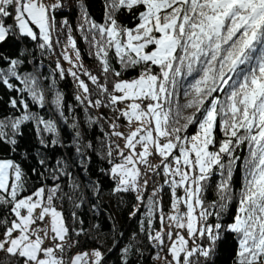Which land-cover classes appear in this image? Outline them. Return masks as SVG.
<instances>
[{
  "label": "snow or ice",
  "instance_id": "6c2138e0",
  "mask_svg": "<svg viewBox=\"0 0 264 264\" xmlns=\"http://www.w3.org/2000/svg\"><path fill=\"white\" fill-rule=\"evenodd\" d=\"M103 6L98 22L84 0H0V88L13 110L0 116V153H8L0 155V264H108L102 208L90 204L91 224L78 212L86 193L96 201L101 194L100 180L90 175L93 155L107 165L97 172L112 181L113 195H135L129 218L140 216L138 232L123 247L122 232L112 238L107 252L120 247L118 264H136L143 255L138 235L162 264H216L229 236L236 245L232 264H264V0H103ZM73 7L75 25L68 19ZM74 33L98 74L85 67ZM10 41L21 48L6 53ZM57 46L71 67L57 58L44 75L35 51L56 55ZM26 63L36 71H26ZM129 71L137 74L125 79ZM66 76L77 85L75 105L55 88ZM46 93L59 122L30 107L44 109ZM77 108L87 116L83 122ZM100 109L111 114H93ZM101 121L106 127L97 143L88 131ZM29 122L34 154L21 148ZM60 123L72 131L68 142ZM57 148L73 149L76 159L53 158ZM241 167L237 192L234 171ZM215 176L216 199L207 201ZM233 203L236 211L226 219Z\"/></svg>",
  "mask_w": 264,
  "mask_h": 264
},
{
  "label": "trees",
  "instance_id": "16d2710c",
  "mask_svg": "<svg viewBox=\"0 0 264 264\" xmlns=\"http://www.w3.org/2000/svg\"><path fill=\"white\" fill-rule=\"evenodd\" d=\"M84 3L87 5L88 10L90 14L99 22L102 21L103 15H104V6H103V0H84ZM67 14V13H66ZM77 11L76 8L73 7L71 14L68 15L69 22L73 25L78 23L77 19ZM64 18L63 15H58L57 20H62ZM121 21L123 23H128L127 17H122ZM74 35L77 38L78 41V47L81 50L82 58L85 67L93 71L94 74L99 73V67L98 63L94 58H91L89 55V48L87 44L82 41L79 37L78 33H74ZM61 42L63 43V36L61 37ZM25 44H28L27 41L24 42ZM10 47H6L4 50L6 53H15L18 49L21 48V45L16 43L15 41L9 42ZM31 47V45H29ZM60 47V46H58ZM51 53H45L43 57L40 55V50L36 49L35 51V59L36 60H43V65L39 69V71H42L44 75H48L51 69L55 68V63H53L51 59ZM29 61L33 59L31 55L27 58ZM25 70L26 71H36L33 64L26 63L25 64ZM137 73L135 71H129L125 74V79H130L134 77ZM49 82H45L44 86L47 88ZM76 85L74 84L72 78L70 76H66L65 79L59 80L57 78L55 88H59L61 91L64 92L65 95V101L67 105H75L76 101L74 99L75 95L77 94L76 91ZM182 91V90H181ZM14 95V93H13ZM0 97H3L2 100H0V116H3L5 114H12V109H10L7 105V101L9 98V94L6 93V90L3 88H0ZM46 107L44 109H40L38 106L31 104L30 107L33 112H38L40 115L45 116L46 118H53L57 119L59 122V117L55 113V110L53 106L50 103L51 95L46 93ZM30 99V98H29ZM181 102H183V98L181 97ZM100 111H104L106 114L109 113L108 109H100V110H93L94 115H99ZM76 112L80 118V120L83 122L87 119V116L85 113L81 111L80 108L76 109ZM106 127V124L101 121L100 125L95 126L94 128L89 129L88 131V138L92 139L95 142H99V140L102 138V131L101 127ZM196 131L195 127H191L189 129V133H194ZM23 138L21 140V148H27L32 150L33 154L35 149L38 147V142L36 138V134L34 131V125L32 122L27 123L25 126H23ZM60 133H61V139L68 142L72 138V131L67 126L60 123ZM241 156L247 154L246 149L243 150L241 153ZM2 156L8 155V153H0ZM50 156L53 158H60L63 157H69L70 160L76 159V154L71 148H57L55 151L49 153ZM36 162L34 159H30L26 161L25 164V170L29 171V169L33 166H35ZM100 166L106 167L107 165L102 164L95 155L92 157V163L90 166V175L92 179H99L101 182L102 190L99 197V200L96 201L94 197L88 195V202L85 204V206L81 209H78L79 214L82 216V218L85 221V224H91L94 223L95 220L92 217L90 204L92 202H97L99 206L103 210V214L99 217V221L101 225L103 226V231L107 235V240L105 242V252L107 254L108 258V264H118V257L120 255V247H123L124 244L127 243L129 237L132 233L138 232V222L140 219L139 214L135 217L130 219L129 213L131 211L132 205L136 203L135 195L132 193H125V194H112V181L108 179L106 176H102L100 173L97 172V168ZM76 174L79 176V179L82 183H87L85 180V177L79 172L78 169H74ZM29 175L31 176V173L29 171ZM219 179L218 176L213 177L212 186L209 187V189L205 193V197L207 201H212L216 199V193H215V182ZM243 183V169L242 167L239 170L234 171V182H233V188L235 191H239L241 185ZM31 184L32 186H38L39 181L36 180L35 177L31 178ZM182 194V192L180 193ZM163 204L165 211H169V204H170V193L168 189L165 187L163 193ZM66 208V214L68 211L71 210L70 205H65ZM141 211H143V207L141 208ZM236 211V205L233 203L226 214V219L230 218L231 215H233ZM111 221V223H110ZM113 225L115 231H113ZM158 226V225H157ZM123 233V239L120 240V247L116 248V250L112 251L111 253L107 252L108 248H111L113 246V236H115L118 233ZM137 240L139 242V246L141 248V251L143 252V255L139 258V260H136L135 257H133L134 260H136V264H162L161 261L154 260L153 257L155 255V251L153 248L149 245V242L147 239L144 238L143 235H138ZM94 245L89 243L82 244V247L85 249L91 248ZM235 241L231 236L227 237V239L221 243L219 253L216 257V264H232L233 257L235 255ZM74 251H76L74 249Z\"/></svg>",
  "mask_w": 264,
  "mask_h": 264
},
{
  "label": "rangeland",
  "instance_id": "374dc122",
  "mask_svg": "<svg viewBox=\"0 0 264 264\" xmlns=\"http://www.w3.org/2000/svg\"><path fill=\"white\" fill-rule=\"evenodd\" d=\"M62 50V48L61 47H56V55H51V59H52V61H53V63H55V60L57 59V58H60L61 59V63H62V66L65 68V69H68V68H70L71 67V65L70 64H68L67 62H65V61H63L62 60V58L61 57H59V53H60V51ZM73 55V58H74V54H72ZM72 78V77H71ZM73 80V79H72ZM74 82V81H73ZM74 84H75V82H74ZM76 85V84H75ZM77 86V85H76ZM76 91H77V87H76ZM110 115V114H109ZM121 130H126V129H121ZM122 143V142H121ZM155 162H158V161H155ZM159 179H160V183H162V179L159 177ZM74 251V250H73Z\"/></svg>",
  "mask_w": 264,
  "mask_h": 264
},
{
  "label": "built area",
  "instance_id": "2783aa9c",
  "mask_svg": "<svg viewBox=\"0 0 264 264\" xmlns=\"http://www.w3.org/2000/svg\"><path fill=\"white\" fill-rule=\"evenodd\" d=\"M153 162H155V160H154ZM155 179H156L157 183H160V181H159V178H158V177H156ZM150 188H151V182H150Z\"/></svg>",
  "mask_w": 264,
  "mask_h": 264
},
{
  "label": "bare ground",
  "instance_id": "6f19581e",
  "mask_svg": "<svg viewBox=\"0 0 264 264\" xmlns=\"http://www.w3.org/2000/svg\"><path fill=\"white\" fill-rule=\"evenodd\" d=\"M159 178V177H158ZM159 181H160V179H159Z\"/></svg>",
  "mask_w": 264,
  "mask_h": 264
}]
</instances>
